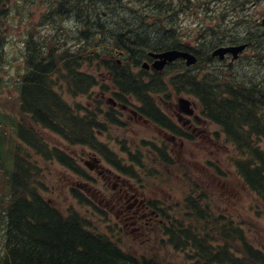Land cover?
Segmentation results:
<instances>
[{"label":"trees","instance_id":"trees-1","mask_svg":"<svg viewBox=\"0 0 264 264\" xmlns=\"http://www.w3.org/2000/svg\"><path fill=\"white\" fill-rule=\"evenodd\" d=\"M39 1L46 4L44 18L55 33L44 40L22 36L25 44L15 57L7 49L10 27L2 21L10 19V13L0 8V92L10 87L9 70L16 68L18 78L11 88L20 91L16 105L24 121L17 127L11 125L25 143L39 153L49 154L39 134L40 127L52 129L75 144L94 147L97 126L93 121L97 113L80 116L63 92L73 96L86 94L100 84L98 74L103 72L118 92L138 98L145 106L141 109L145 115L153 116L151 109L159 113L151 92L166 90V84L161 76L148 79L141 65L149 51L185 46L179 40L176 19L180 11L191 8L187 0L178 4L173 0ZM6 2L0 0V7ZM29 3L20 7L29 8ZM68 19L76 22L74 48L59 36ZM245 25L251 26L249 21ZM222 26L223 23L217 27ZM261 34L256 45L263 57L264 30ZM246 38L253 42L249 36ZM218 73L210 81H198L196 76L191 81L180 79L194 85L188 92L198 96L205 114L222 124L233 138L242 156L234 163L237 171L264 203V149L253 141L254 136L264 138V80L253 83L250 78L237 76L217 83L221 80V72ZM173 84L183 86L176 79ZM6 116L0 110V171H5L7 186L13 191L9 203L0 205L6 226L5 232L0 233V264H164L153 257H137L106 236L91 232L85 219L76 213L59 214L39 194L37 186L27 183V159L19 152L15 154L12 147L6 148ZM105 116L110 118L113 114ZM53 153L73 166L69 154L60 149ZM15 188L22 194L16 195ZM193 202L197 203L193 209L204 233L190 227L180 230L179 226L174 234L177 247H192L193 264H264V250L253 244L233 219L214 218L208 208L199 205L201 199Z\"/></svg>","mask_w":264,"mask_h":264},{"label":"rangeland","instance_id":"rangeland-1","mask_svg":"<svg viewBox=\"0 0 264 264\" xmlns=\"http://www.w3.org/2000/svg\"><path fill=\"white\" fill-rule=\"evenodd\" d=\"M28 1L10 0V4L6 2L0 7L4 11H12L10 19H2L3 24H7V27H10L7 48L12 57H15L19 47L23 46V41H20V39L26 34L27 28L36 33L38 37L48 36L47 33H55L51 25L47 24L45 20H41L42 10L39 9V5H36V0L30 1L29 8L20 7L22 4L28 3ZM187 2L191 5V8L180 14L179 17L181 18L176 19L178 23L181 22L182 41L188 40L193 35L203 38L204 42L207 41L209 39L207 30H203V33L200 34V23L204 24V29H209L211 25L216 24L217 18L214 14L217 10L229 14L228 18H233L236 21L245 24L249 21L251 25L249 29L254 33L261 31L260 24L264 20V0H246L244 3L239 1L237 6L233 4L227 6V0H219L217 3L208 0H187ZM238 11L240 14H238ZM233 23L229 20L225 22V28L222 30L224 32L221 37H227L232 32L238 33L247 29L244 25H233ZM65 25L64 32L60 33L59 36L63 40L72 43L77 31L76 22L74 19L67 20ZM215 39L218 38L216 37L212 40ZM235 40L237 39L232 41ZM188 41L193 45V42ZM217 43L210 44V50L202 51V54L205 56L211 53L212 47ZM221 44L224 43L221 42ZM253 55L258 59L260 53L253 45H250L241 59L235 63L237 73L247 79L264 80V69H259L257 71L258 74L256 73L255 64L257 62L254 64L251 59ZM198 65L202 67L198 74L199 77L210 74L213 71V67L209 66L210 63L207 61H201ZM181 68H184V65H181ZM9 71L10 87H4L0 92V109L7 115V121L13 120L19 124L24 121L16 105V98L19 94L18 91H14L11 88L14 86L13 81L18 73L16 68ZM171 75L170 71L166 72L163 75L164 81L167 82ZM98 77L100 84L92 88L86 95H78L77 98L72 99V95L67 91L63 92L65 98L73 106L76 107L78 104L83 107L78 114L84 115L89 111H94L95 100L98 101V109L104 113L112 107L111 99L117 100L115 98L117 90L109 81L108 74L106 72L99 73ZM180 97L188 98L196 104V107L199 106V102L193 95L183 92L176 93L170 85H168L166 92L156 95L160 108L175 120L177 119L175 115L177 107L175 105ZM129 99L132 105L137 103L132 98L129 97ZM74 100L77 102L73 103ZM132 108L135 110V107ZM117 109H119L116 110L119 112L116 114L117 122H109L103 115L100 116L102 121L105 122L106 131H103L104 133L99 132L98 138L103 145L105 144L120 159V163L125 169H131L142 179L143 183L147 184L148 196L158 198L161 202L160 204L164 202V206L168 209L166 214L171 219L181 220L185 226L192 225V227L197 229L201 228L202 222L190 219L193 216L188 215L189 212H187L185 204L186 197L194 190V186H190V182L186 178L189 174L186 167H189L192 178L196 182H199L200 179V183H202L203 192L198 188L196 191V195L203 196L202 204L207 205L209 209L212 208L215 216L223 215L234 219L236 223H240L243 229L246 230L251 242L264 249V203L250 191L236 173L232 164L234 159L238 157V153L217 124L208 120V123H205L211 137L203 138L198 134L188 133L192 139L190 143L187 142L183 147L179 144L173 145L169 150L174 163H162L153 146L145 145L163 144L156 128L157 126L153 122L139 119L140 116L135 115L133 110H121L120 105H118ZM28 122H31V120L29 119ZM6 129L8 137L6 148L21 149V152L30 155L29 160L33 164L34 173L39 174L37 180L40 182L41 194L47 200H50L60 212L68 213L72 210L80 213L87 219L90 229L106 234L110 239L116 241L123 250L133 255L154 257L164 264H193L194 259L190 252L176 248L170 240V236H166L159 226L140 236H136L130 230L122 231L116 228L115 231L112 230L111 224H114L113 216L107 212L109 210L105 204L99 203L101 197H94L95 193H100V190L109 191L111 185L106 187L105 180L97 171L91 170L86 164V161L93 162L92 156L94 152L88 146L69 144L59 135L39 128L40 135L47 141L50 148L58 147L74 159L76 158L81 169L80 172H76L60 162L56 154H52L54 159L39 155L20 139L11 123H7ZM212 132L214 133V138L212 137ZM154 137H157L160 141L149 143L144 140H150ZM260 143L264 148V141ZM19 145L20 147H18ZM129 151L139 154L140 164L132 159ZM102 164L105 167L113 168L109 161H103ZM0 180L2 186H5L4 172H2ZM83 180L88 182L87 188H89L90 193L87 192L86 188L78 186V183L83 182ZM83 195L87 199L81 201L80 196Z\"/></svg>","mask_w":264,"mask_h":264},{"label":"flooded vegetation","instance_id":"flooded-vegetation-1","mask_svg":"<svg viewBox=\"0 0 264 264\" xmlns=\"http://www.w3.org/2000/svg\"><path fill=\"white\" fill-rule=\"evenodd\" d=\"M175 107H179L178 104ZM139 116V113L136 114ZM175 115L177 117L176 121L181 123L192 130L196 135H200L203 138L207 136L211 137L208 132V128L205 125L203 118L196 112L192 116L185 119L183 115L176 110ZM144 121H150L147 118H141ZM161 123L164 122V117H156ZM155 124V123H154ZM158 132H161L165 125L155 124ZM174 125L181 131H172V141L173 145H180L183 147L187 142L192 141L187 134V137L183 136L184 126H179L174 123ZM163 131L167 132L164 128ZM100 158V157H99ZM103 159L97 161L95 164V171L105 180V186L111 185L107 195L102 197L105 205L109 208L111 214H115V222L119 227L130 229L131 232L135 233L137 236L143 235L147 229L151 226L157 224V222H164V219L160 218L161 209L164 208L158 202V198L154 196H148L147 184L143 183L142 179L137 181L135 178L120 173L117 169L105 167L103 164ZM102 192V190H100ZM104 192V190H103ZM96 196V193H95ZM141 224V225H139Z\"/></svg>","mask_w":264,"mask_h":264},{"label":"water","instance_id":"water-1","mask_svg":"<svg viewBox=\"0 0 264 264\" xmlns=\"http://www.w3.org/2000/svg\"><path fill=\"white\" fill-rule=\"evenodd\" d=\"M245 47H246V44L245 45H240V46H232V47H221V48L217 49L214 54H220L221 56H223L224 53H226L228 51H232L235 54V56H237L238 53L241 52ZM152 55L162 58V60L159 61L161 64L157 65L160 68L168 60L171 61V60H174V59H176L178 57L187 58L188 59V63L196 62V57L195 56H193L192 54H190L188 52H181L179 50H168V51H164L162 53H154V52H152ZM145 65H147V64H145Z\"/></svg>","mask_w":264,"mask_h":264}]
</instances>
